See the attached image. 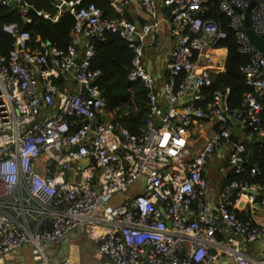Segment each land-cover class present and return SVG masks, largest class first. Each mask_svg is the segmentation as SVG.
I'll return each instance as SVG.
<instances>
[{
    "label": "built area",
    "instance_id": "2783aa9c",
    "mask_svg": "<svg viewBox=\"0 0 264 264\" xmlns=\"http://www.w3.org/2000/svg\"><path fill=\"white\" fill-rule=\"evenodd\" d=\"M0 1L28 12L25 0ZM111 1L118 18H104L95 4L79 9L81 0L54 5L58 12L66 5L75 16L67 51L34 42L15 23L2 28L13 44L8 55L0 53V261L30 246L37 261L49 264L47 248L80 233L113 264H221L225 256L235 264H264V225L239 219L235 209L240 199L254 204L264 185L233 181L222 193L226 202L214 210L205 178L214 154L227 156L235 173L245 171V145L227 150L235 120L253 128L249 137L264 138V52L251 42L244 20L255 1L250 28L263 39L264 0H218L239 53L248 58L241 68L250 88L242 111L229 108L227 91H217L203 106L204 90L225 67L214 52L228 37L202 18L209 0H138L152 19L161 4L171 22L175 47L161 85L144 64L145 39L160 34L159 23L138 26L123 16L130 0ZM107 32L127 42L133 51L129 80L148 89L149 116L140 134L109 120L113 114L96 84L101 72L90 69L94 43ZM60 76L64 85L54 82ZM69 85L77 89L69 92ZM204 121H214L216 130L193 152V126ZM135 184L143 188L140 194L117 207L107 204ZM225 229L259 242L262 259L221 241Z\"/></svg>",
    "mask_w": 264,
    "mask_h": 264
},
{
    "label": "trees",
    "instance_id": "16d2710c",
    "mask_svg": "<svg viewBox=\"0 0 264 264\" xmlns=\"http://www.w3.org/2000/svg\"><path fill=\"white\" fill-rule=\"evenodd\" d=\"M25 2L29 6L26 15L20 7H7L0 1V53L8 55L12 49L13 38L2 30L4 25L12 23L17 24L21 30L29 32L34 42L39 41V38L49 42L51 46L67 51L75 27V16L70 10H64L58 21H53L44 16L56 14L52 0H25ZM90 4L99 7L106 19L120 16L113 8L111 0H81V4L77 7L80 9ZM123 16L127 17L126 11ZM202 18L216 23L228 34L227 39L220 45L228 51L224 71L213 75L212 85L204 90L206 100L203 106L206 107L217 91H227L229 108L232 111H242L244 96L250 88L246 85L241 68L248 63V58L239 53L229 20L220 11L218 0H209ZM94 47L95 53L90 59V69L101 72L96 84L106 102V112L113 114L111 122L129 130L132 134L142 133L149 116L148 89L142 81L129 80L133 51L118 33L113 32H107L104 40H96ZM54 82L58 85L65 84L62 76L55 78ZM260 102L264 126V95L260 98ZM244 129L248 135L253 133V128L248 123H244ZM243 144L246 149L245 171L237 174L232 170L227 175L226 183L248 181L250 184L264 185V138L253 135ZM255 167L259 168L260 173L253 175L251 171ZM257 198H262V192ZM236 214L243 221L249 219L237 211Z\"/></svg>",
    "mask_w": 264,
    "mask_h": 264
},
{
    "label": "crops",
    "instance_id": "0c3cea01",
    "mask_svg": "<svg viewBox=\"0 0 264 264\" xmlns=\"http://www.w3.org/2000/svg\"><path fill=\"white\" fill-rule=\"evenodd\" d=\"M63 1L65 0H52L53 5L56 3H62ZM66 10L69 9L67 8ZM63 11L64 9L62 8L61 12L57 11L54 16H50L53 19L57 16L56 21H58ZM124 11H126L127 14L126 19L138 26L151 22L159 23L160 34L158 36L149 34L145 39L144 64L154 75L157 76L158 85H161L166 78L169 57L175 47V40L170 33L171 22L168 18V12L161 4H158L157 16L155 19H152L138 0H130V2L125 5ZM214 53L217 62L224 64L228 55L227 49L220 47ZM76 89L75 85H69V92H73ZM109 120L111 121V117ZM237 120L234 121L235 134L239 137V142L244 143L245 141L250 140V137L244 129V122L240 120V118L239 122H236ZM215 130L216 126L214 121H204L202 124L197 123L192 129V143L195 145L196 142H198L197 139H203L204 137L206 140L209 139ZM233 146L234 142L227 143V150H231ZM231 171L232 169L229 166L227 156L220 157L217 154L213 155L208 171L205 174V178L208 181V187L210 190L209 194L206 196V200L212 204L214 210L217 209L219 205L226 202L222 197V193L228 185V183H226L227 175ZM219 175H221V177H219ZM262 199H264V192H262V198L258 199L254 204H249L245 199H240L235 209L240 215L248 217L257 224L264 225V208L260 205ZM218 238L221 241L225 240L228 243L239 247V251L256 260H261L263 257L262 246L259 242L247 243L242 237H235L227 229H225L223 235H219ZM47 250L50 254L49 264H113L99 254L97 242L90 239L85 234L72 233L68 239L60 244L49 246ZM0 264L42 263L35 259L32 247L24 246L6 256L0 261ZM221 264L235 263L232 258L225 256L222 258Z\"/></svg>",
    "mask_w": 264,
    "mask_h": 264
},
{
    "label": "water",
    "instance_id": "95a60500",
    "mask_svg": "<svg viewBox=\"0 0 264 264\" xmlns=\"http://www.w3.org/2000/svg\"><path fill=\"white\" fill-rule=\"evenodd\" d=\"M254 5H255V1H253V2L250 4V6L247 8V11H246V13H245V15H244L245 25H246V27L248 28V36H249L251 42H252L256 47H258L262 52H264V38L261 39V38H259L258 36H256L255 33L253 32V30L250 28V26H251V16H250V12H251V10L253 9ZM11 6L15 8V7H16V4H15L14 2H12V3H11ZM63 9L66 10V9H67V6L64 5V6H63ZM237 11H238V12H241V10H239V9H238ZM79 62H80V61H79V59H78V60H77V63H79ZM82 92H86V90H85L84 88H82ZM102 120H103V121H106V120H107V117H106V116H103V117H102ZM156 125H157V126H160V124H158V123H157ZM230 140H231L232 142H234V143H237V142H239V137L233 134V135L230 137Z\"/></svg>",
    "mask_w": 264,
    "mask_h": 264
},
{
    "label": "rangeland",
    "instance_id": "374dc122",
    "mask_svg": "<svg viewBox=\"0 0 264 264\" xmlns=\"http://www.w3.org/2000/svg\"><path fill=\"white\" fill-rule=\"evenodd\" d=\"M145 61V59H144ZM198 142H196V144L194 145V149L193 152H196L198 149L201 148V146L203 145V143L206 141V138L204 137L203 139H197ZM228 167V166H226ZM229 169V168H227ZM219 177H221V175H219ZM143 191V188L140 187L138 184H135L131 187V189L127 192V193H117L112 195L109 200L107 201V204L110 207H117L120 206L125 200L128 199V197L130 196H136L138 194H140Z\"/></svg>",
    "mask_w": 264,
    "mask_h": 264
}]
</instances>
